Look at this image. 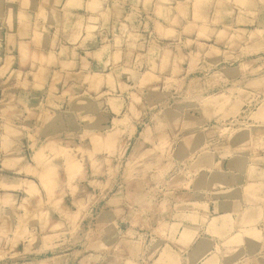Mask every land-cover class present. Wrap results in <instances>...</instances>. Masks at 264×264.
<instances>
[{
    "label": "crops",
    "instance_id": "crops-1",
    "mask_svg": "<svg viewBox=\"0 0 264 264\" xmlns=\"http://www.w3.org/2000/svg\"><path fill=\"white\" fill-rule=\"evenodd\" d=\"M99 3L0 0V264H264V78L254 74L264 33L245 30L249 40L228 53L209 45L200 96L176 101L155 87L160 70L198 67L180 53L181 33L154 17L156 34L177 43L143 56L137 41L98 30ZM103 128L108 150L133 142L141 151L120 176L114 162L90 175L97 205L83 213L84 238H60L43 255L31 239L39 220L19 226L24 198L12 175L61 157L62 136L87 131L91 144ZM78 174H65L62 196L75 206L85 199Z\"/></svg>",
    "mask_w": 264,
    "mask_h": 264
},
{
    "label": "rangeland",
    "instance_id": "rangeland-1",
    "mask_svg": "<svg viewBox=\"0 0 264 264\" xmlns=\"http://www.w3.org/2000/svg\"><path fill=\"white\" fill-rule=\"evenodd\" d=\"M94 2L103 3V6L92 7L93 10L98 11V23L104 26L98 30L108 33V37L123 33L128 43L137 41L143 46L139 51L143 53V56L150 50L153 51L154 47L158 49L157 52L164 49H168L170 53L173 51L171 46L175 45L173 43H177V40L171 37H159L155 32L158 30V25L153 26L154 17L162 24L166 20L172 22L173 27L181 33L178 45L180 53L183 50L187 54L194 53L195 58L199 59L196 69L176 71L171 75L167 68L160 70L161 78L157 81L158 86L155 87V91L172 97L176 101H189L200 96L201 80L207 73L201 65L202 54L209 45L217 47L218 44H224V49L228 53L232 52L233 47L239 42L244 46L249 40L250 37L244 35L245 30L257 29L259 35L264 33V0H94ZM52 16L56 19L57 12ZM187 16L190 23L182 24L176 20L178 17L186 20ZM71 18L72 22L77 21V18ZM218 30L224 31L220 37L215 35ZM208 32L210 35L207 34ZM138 34L141 36L139 39ZM256 58L258 71L254 74L258 79H262L264 78V53L258 54ZM231 59L226 58L225 64H229ZM147 65L139 66L137 72L142 73L148 70ZM144 122L147 123V120ZM105 130L107 129L103 128L102 135L93 139L91 144L87 131L82 133L81 141L72 134L62 136L64 148L54 153L61 157L47 158L48 162H45V166L43 162H39L38 167L32 166L26 168V172L12 175L13 180L17 179V193L24 198L23 200L19 198L18 202L22 211L25 210L24 215L18 216L19 226L24 227L30 220H39L41 229L36 228L31 232L33 233L31 239L37 245L35 249L41 254L45 255V251H57L59 248L57 241L60 238L68 240L84 238L83 233L89 217L83 213L95 211L97 205L93 202L97 197L98 189L90 185V175L93 177L104 175L107 164L114 162V173L120 176L124 167L121 162L132 160L140 153L141 147L133 145V142H129L130 144L120 142L117 149L108 150L107 148L112 147V140H106ZM130 135L131 138L136 136L132 133ZM74 138H76V145H74ZM75 147H77L76 150ZM32 150V148H23L27 159L32 155ZM36 158L39 161L43 160L40 156ZM58 158L66 160L67 165L64 166V162H57L60 161ZM76 158L80 161L79 163H69V160ZM116 162H118L117 165ZM72 171L79 173L75 180L80 184L79 195L85 196V199L76 203V206L75 203H71L73 200L70 197H62L65 174ZM59 206L62 211L59 210Z\"/></svg>",
    "mask_w": 264,
    "mask_h": 264
}]
</instances>
